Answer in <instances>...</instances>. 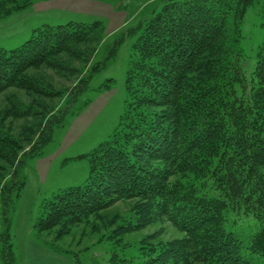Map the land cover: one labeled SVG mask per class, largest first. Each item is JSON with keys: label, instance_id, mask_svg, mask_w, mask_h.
Here are the masks:
<instances>
[{"label": "trees", "instance_id": "trees-1", "mask_svg": "<svg viewBox=\"0 0 264 264\" xmlns=\"http://www.w3.org/2000/svg\"><path fill=\"white\" fill-rule=\"evenodd\" d=\"M32 3L0 0V17ZM256 5L264 21V0H161L136 33L130 29L139 36L127 78L126 114L110 141L78 157L89 159L88 180L43 205L36 226L40 236L55 228L56 237L65 236L114 204L134 200L137 224L119 225L116 235L164 219L185 237L157 244L146 239L141 263L115 256L113 264L264 260V42L251 74H246L240 48L243 19ZM102 26L45 25L21 47L0 48V95L7 102L0 110V201L12 187L7 181L16 178L24 158L50 142L66 111L50 118L55 106L45 103L42 121L30 122L22 132L6 125L5 118H38L26 96L54 100L70 93L74 88L53 94L44 74L66 72L80 45L103 39ZM14 90L19 93H10ZM232 213L256 222L249 239L228 228ZM1 240L4 264H15L6 227Z\"/></svg>", "mask_w": 264, "mask_h": 264}, {"label": "rangeland", "instance_id": "rangeland-1", "mask_svg": "<svg viewBox=\"0 0 264 264\" xmlns=\"http://www.w3.org/2000/svg\"><path fill=\"white\" fill-rule=\"evenodd\" d=\"M160 3L161 0H33L27 8L0 17V48L7 51L21 47L33 31L45 25L99 22L104 27L103 39L80 45L84 53L79 49L72 64L66 65V72H45L44 81L53 94L62 88H74L70 93L54 100L48 95L46 99L37 94L26 96L34 102L37 119L5 116L6 125L11 123L22 132L30 122L42 121L45 103L55 106L50 118L66 111L62 122L54 126L50 142L39 153L24 158L16 178L7 181L12 187L5 189L6 201H0V264H4L1 234L5 227L11 236L15 264H113L115 256L141 263L144 240L157 244L185 237L184 232L164 219L123 236L116 235L114 230L119 225L137 224L134 200L114 204L88 222L74 226L65 236L56 237L59 228L40 236L36 227L43 216V205L54 194L88 180L89 159L78 157L110 141L118 130L130 100L127 78L139 36L129 31L136 33L144 18ZM263 23L258 6L250 7L242 22L240 39L246 74L253 71L257 51L264 42ZM5 100L6 95H0V110L6 105ZM28 138L30 133H26ZM109 221L112 222L106 223ZM227 224L243 240L256 231V222L245 215L232 213ZM254 257L257 264H264L262 258Z\"/></svg>", "mask_w": 264, "mask_h": 264}, {"label": "crops", "instance_id": "crops-1", "mask_svg": "<svg viewBox=\"0 0 264 264\" xmlns=\"http://www.w3.org/2000/svg\"><path fill=\"white\" fill-rule=\"evenodd\" d=\"M52 167H53V165H50V166H49V169L51 170V169H52ZM48 174H50V173H48ZM48 174H47V177H48Z\"/></svg>", "mask_w": 264, "mask_h": 264}]
</instances>
